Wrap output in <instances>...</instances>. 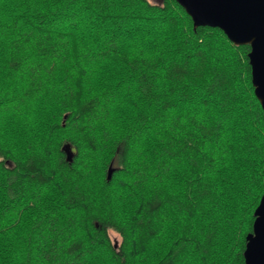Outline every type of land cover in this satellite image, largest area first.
Returning <instances> with one entry per match:
<instances>
[{
    "label": "trees",
    "instance_id": "trees-1",
    "mask_svg": "<svg viewBox=\"0 0 264 264\" xmlns=\"http://www.w3.org/2000/svg\"><path fill=\"white\" fill-rule=\"evenodd\" d=\"M250 51L177 0H0V264H245Z\"/></svg>",
    "mask_w": 264,
    "mask_h": 264
},
{
    "label": "water",
    "instance_id": "water-1",
    "mask_svg": "<svg viewBox=\"0 0 264 264\" xmlns=\"http://www.w3.org/2000/svg\"><path fill=\"white\" fill-rule=\"evenodd\" d=\"M192 17L194 26L222 29L237 45L250 44L249 63L255 94L264 110V0H177ZM72 162V147H63ZM114 168L110 165L107 178ZM253 231L247 235L245 264H264V195L254 212Z\"/></svg>",
    "mask_w": 264,
    "mask_h": 264
},
{
    "label": "rangeland",
    "instance_id": "rangeland-1",
    "mask_svg": "<svg viewBox=\"0 0 264 264\" xmlns=\"http://www.w3.org/2000/svg\"><path fill=\"white\" fill-rule=\"evenodd\" d=\"M152 3H159V2H161L162 0H150ZM8 8V6H6V9ZM129 92H127L126 90H124V91H122V93L121 94H123V95H127ZM12 112V110L10 109L9 111H7V112H5L3 115H2V117H0V121L2 122L3 120H4V118L5 117H8V119H7V123H8V127H10V123H11V121L13 120H15L12 116H11V113ZM0 122V123H1ZM12 127H10V129H11ZM11 141V140H10ZM14 141V140H13ZM16 142V141H15ZM109 235H110V237H111V240L113 241V243L114 242H116V244H120L121 243V241H122V237L117 233V232H115L114 230H109Z\"/></svg>",
    "mask_w": 264,
    "mask_h": 264
}]
</instances>
